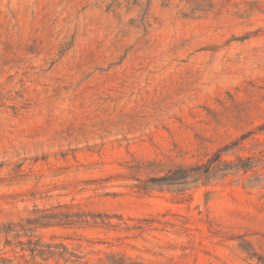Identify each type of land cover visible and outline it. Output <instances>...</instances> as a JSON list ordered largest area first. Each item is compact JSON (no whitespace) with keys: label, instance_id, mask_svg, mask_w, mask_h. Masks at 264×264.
I'll return each instance as SVG.
<instances>
[{"label":"rangeland","instance_id":"obj_1","mask_svg":"<svg viewBox=\"0 0 264 264\" xmlns=\"http://www.w3.org/2000/svg\"><path fill=\"white\" fill-rule=\"evenodd\" d=\"M227 144L257 166L150 188ZM64 207L128 227L16 226L0 264H72L16 258L31 236L89 264H263L264 0H0V226Z\"/></svg>","mask_w":264,"mask_h":264},{"label":"trees","instance_id":"obj_2","mask_svg":"<svg viewBox=\"0 0 264 264\" xmlns=\"http://www.w3.org/2000/svg\"><path fill=\"white\" fill-rule=\"evenodd\" d=\"M246 136L244 135L242 139ZM239 144L236 140L232 145ZM230 144L218 148L205 155L206 159L199 160L198 162L189 165H179L169 169L160 177L151 178L149 180L150 188H166L179 191L185 194L189 189L196 187L199 184H205L213 179H224L230 174L247 173L253 170L258 163H255L254 156H241L237 155L236 159H228L224 154L231 148ZM65 210L43 214L33 219H28L27 224L14 225L12 223L0 226V234H9L13 232L16 226H20L23 231H32L29 225L37 226H52V225H66V226H79V227H118L125 225L128 227L127 221L121 215L72 210L64 207ZM117 219L118 221H113ZM11 246L9 239H6L5 247ZM21 252L16 255V258L22 259L25 257V252H28L31 259L36 261V258L42 260L49 259H62L65 262L72 264H89L90 260L85 259L76 253L75 249H70L63 241L59 242H46L40 238L33 239L32 236L26 242L19 241L17 245ZM0 249V261L7 262L10 260V251L15 252L14 249L2 251ZM105 258L100 257L96 264H127L124 260L118 261L114 259V254L104 251ZM253 256V255H252ZM263 264L264 261L259 259ZM141 264V263H134Z\"/></svg>","mask_w":264,"mask_h":264}]
</instances>
